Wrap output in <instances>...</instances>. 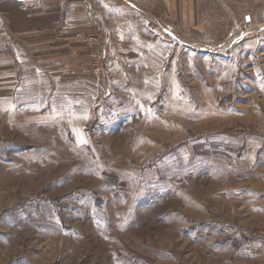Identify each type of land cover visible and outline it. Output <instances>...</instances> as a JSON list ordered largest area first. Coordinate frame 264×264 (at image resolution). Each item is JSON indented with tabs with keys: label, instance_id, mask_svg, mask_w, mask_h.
Returning <instances> with one entry per match:
<instances>
[{
	"label": "rangeland",
	"instance_id": "374dc122",
	"mask_svg": "<svg viewBox=\"0 0 264 264\" xmlns=\"http://www.w3.org/2000/svg\"><path fill=\"white\" fill-rule=\"evenodd\" d=\"M226 1L10 19L0 264H264V0Z\"/></svg>",
	"mask_w": 264,
	"mask_h": 264
},
{
	"label": "crops",
	"instance_id": "0c3cea01",
	"mask_svg": "<svg viewBox=\"0 0 264 264\" xmlns=\"http://www.w3.org/2000/svg\"><path fill=\"white\" fill-rule=\"evenodd\" d=\"M228 2L234 3L232 0ZM226 4V0H17L12 2L16 14L10 16L9 2H3L0 5V41L1 44H7L9 41V21L16 20L17 28L21 24L28 22L29 27L38 31H44L43 35L50 33L51 29L62 25L65 29H101V27L112 29L111 23L103 18L106 12L116 11L118 8L122 11H134L144 13H180L181 19H186L189 25L199 22L200 7L203 4L221 5ZM131 6V7H129ZM6 9V10H3ZM132 8V10H131ZM99 13H94V12ZM133 12V13H134ZM11 17V18H10ZM163 26L164 16H156ZM23 32V30H20ZM17 34L19 35V32ZM82 32V31H81ZM53 32H51L52 34ZM71 36H80L79 32L70 31ZM88 33V32H87ZM69 37V36H68ZM70 39V38H69ZM3 53V51H1ZM3 60V56L0 57ZM2 92V91H1Z\"/></svg>",
	"mask_w": 264,
	"mask_h": 264
}]
</instances>
